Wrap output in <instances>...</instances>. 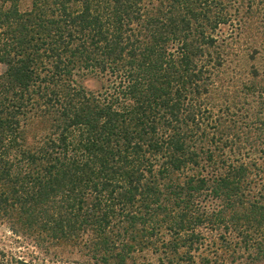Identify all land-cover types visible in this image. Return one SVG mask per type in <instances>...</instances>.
I'll use <instances>...</instances> for the list:
<instances>
[{
  "label": "trees",
  "instance_id": "1",
  "mask_svg": "<svg viewBox=\"0 0 264 264\" xmlns=\"http://www.w3.org/2000/svg\"><path fill=\"white\" fill-rule=\"evenodd\" d=\"M213 9L0 0V264H36L27 244L81 264H264V103H207L228 39Z\"/></svg>",
  "mask_w": 264,
  "mask_h": 264
},
{
  "label": "rangeland",
  "instance_id": "2",
  "mask_svg": "<svg viewBox=\"0 0 264 264\" xmlns=\"http://www.w3.org/2000/svg\"><path fill=\"white\" fill-rule=\"evenodd\" d=\"M216 15L227 22L218 29L226 43L211 50L212 57H222V67L214 70L215 89L207 103L215 111L256 113L264 103V0H207ZM222 47V48H221ZM3 68L0 65V74ZM86 86H96L88 81ZM9 233L0 225V247ZM18 247V246H17ZM33 255L36 264H81L77 255L51 249L46 252L27 244L20 250Z\"/></svg>",
  "mask_w": 264,
  "mask_h": 264
}]
</instances>
